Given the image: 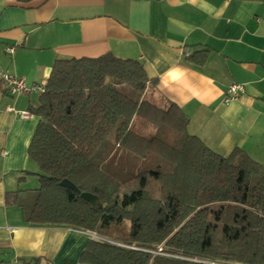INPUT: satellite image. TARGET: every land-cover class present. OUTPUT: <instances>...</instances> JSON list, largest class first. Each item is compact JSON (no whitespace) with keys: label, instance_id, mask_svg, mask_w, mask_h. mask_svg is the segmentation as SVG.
<instances>
[{"label":"trees","instance_id":"trees-1","mask_svg":"<svg viewBox=\"0 0 264 264\" xmlns=\"http://www.w3.org/2000/svg\"><path fill=\"white\" fill-rule=\"evenodd\" d=\"M155 83L142 62L109 52L55 59L31 109L38 122L27 154L39 187L6 201L27 223L107 239L91 238L79 264H264V165L238 147L220 155L189 133L178 105L147 96Z\"/></svg>","mask_w":264,"mask_h":264},{"label":"crops","instance_id":"crops-1","mask_svg":"<svg viewBox=\"0 0 264 264\" xmlns=\"http://www.w3.org/2000/svg\"><path fill=\"white\" fill-rule=\"evenodd\" d=\"M263 19L264 0H0V69L42 85L57 58L139 60L156 80L148 96L178 105L189 133L220 155L238 147L264 165ZM234 83L244 91L225 103ZM38 97L10 95L0 81V264H79L94 232L27 223L22 207L6 201L39 187L24 173L36 167L27 147Z\"/></svg>","mask_w":264,"mask_h":264},{"label":"built area","instance_id":"built-area-1","mask_svg":"<svg viewBox=\"0 0 264 264\" xmlns=\"http://www.w3.org/2000/svg\"><path fill=\"white\" fill-rule=\"evenodd\" d=\"M264 20V19H263ZM8 52H12L13 48H6ZM0 81L3 82L7 92L10 95H20V94H28L30 92L41 93L44 90V85H38L35 83L27 84L24 78L18 77L7 70L0 69ZM244 91V86L242 84L234 83L229 86V88L225 92L224 102H230L237 98L239 93ZM8 109H13L12 107H8ZM20 117L27 118L30 116V113L27 110L16 111ZM92 238L99 240H107L106 238L97 235L96 233L91 234Z\"/></svg>","mask_w":264,"mask_h":264},{"label":"water","instance_id":"water-1","mask_svg":"<svg viewBox=\"0 0 264 264\" xmlns=\"http://www.w3.org/2000/svg\"><path fill=\"white\" fill-rule=\"evenodd\" d=\"M60 184L62 186H66V187L74 190L75 192H77L82 199H84L90 203H93V204H99V199L95 194H93L91 192H85V191L80 192V190L74 184H72L69 180L63 179L60 181Z\"/></svg>","mask_w":264,"mask_h":264},{"label":"rangeland","instance_id":"rangeland-1","mask_svg":"<svg viewBox=\"0 0 264 264\" xmlns=\"http://www.w3.org/2000/svg\"><path fill=\"white\" fill-rule=\"evenodd\" d=\"M147 96H148V93H147ZM139 124H140L139 130L142 131V132L143 131L153 130V127L150 124H148V123L140 122ZM34 166H36V167H35L34 170L30 171L31 172L30 176L31 177L33 176V178H35V181H36L37 186H38L39 185V183H38V177H37V175L34 172V171H36V172L38 171V167H37V165H34Z\"/></svg>","mask_w":264,"mask_h":264}]
</instances>
